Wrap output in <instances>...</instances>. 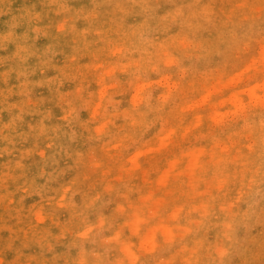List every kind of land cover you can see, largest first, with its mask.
<instances>
[{
    "label": "clouds",
    "instance_id": "clouds-1",
    "mask_svg": "<svg viewBox=\"0 0 264 264\" xmlns=\"http://www.w3.org/2000/svg\"><path fill=\"white\" fill-rule=\"evenodd\" d=\"M173 3L174 7L153 27L151 22L156 18L153 0H94V7L87 12H73L68 0H48L54 13L64 17L59 31L73 34L77 41L72 61L91 56L92 62L77 65L74 74L62 70L64 79L81 81L75 92L70 93L59 92L64 83L60 77L33 84L27 79L26 71L18 73V78H25L18 94L26 102L8 106L9 111L18 108L19 112L0 125V140L12 146L0 149V155H12L16 150L14 134L23 121L32 88L55 83L59 101L65 105L62 120L69 131L64 132L60 125L46 126L44 119L51 118L50 112L32 129L36 136L47 138L48 149H57L52 156L40 151L42 163L47 166L51 160L57 164L55 157L62 152L73 160L76 168L83 167L99 178L81 204L75 202L83 183L79 177L61 184L48 200L49 204L71 213L72 222L57 237L61 239L69 234L72 237L64 257L66 264H177L178 258L181 264H225L236 243L238 226L254 215L264 201V0H239L227 14L216 45L201 37L215 20L211 4L201 6V0H173ZM104 4L111 5V24L97 26ZM133 8H139L144 19L126 28L125 17ZM34 19L39 20L40 13ZM80 19L88 27L77 30L76 21ZM160 25L164 30L175 26L178 31L159 39L155 33ZM34 31L42 30L37 27ZM90 35L96 39L89 40ZM12 36L9 32L0 41ZM254 46H258L257 53L249 55ZM50 51L46 50L40 59L45 67L51 64ZM214 54L240 61L239 67L234 72L221 68L201 70L200 63ZM15 55L23 63L34 53L26 45L18 44ZM246 66L249 71L242 81L229 87L228 96L255 87L258 99L251 100L245 94L243 106L234 108L231 104L216 107L215 102L221 98L214 97L202 110L210 129V143L172 156L168 161L183 162L171 172L165 186H158L156 180L168 168L167 162L157 170L148 191L130 186L126 176L133 173L128 171L132 158L156 145L168 129L179 127L182 109L204 95L206 85L221 77L227 80ZM88 74L95 76L96 92L87 91ZM3 75L7 79L8 73ZM125 94L129 95L128 106L122 107L125 101L116 97ZM7 95H12L11 89ZM82 112L89 113L88 119L81 118ZM216 112L225 115L216 117ZM157 124L158 131L144 141L142 138ZM76 126L87 133V152H72L57 143L61 137H67L69 143L75 142ZM176 142L174 138L172 144ZM194 148H204L207 152L194 169H189L188 153ZM32 153L31 149L22 151L14 164L5 166L6 170L0 173V184L15 179L13 173L24 168L23 161ZM106 170H110V175L102 176ZM64 174L63 169L45 172L43 168L40 173L47 176L46 183L55 182ZM235 186H238L237 194L229 200ZM33 188L30 184L23 190L28 192ZM34 190L39 194L42 189ZM134 192L136 200L131 199ZM241 202L247 205L246 209L232 211ZM220 213L223 219L219 218ZM212 229L219 230L215 242L208 241L207 234ZM53 247L47 243L49 251ZM72 250L75 256L71 255ZM56 259L54 256L53 260Z\"/></svg>",
    "mask_w": 264,
    "mask_h": 264
},
{
    "label": "rangeland",
    "instance_id": "rangeland-1",
    "mask_svg": "<svg viewBox=\"0 0 264 264\" xmlns=\"http://www.w3.org/2000/svg\"><path fill=\"white\" fill-rule=\"evenodd\" d=\"M237 2L239 0H201V6L211 4L216 14L214 23L202 32L203 39L212 45L217 44L220 32L223 31V22ZM153 4L156 6V18L151 23L153 27H156L159 24V18L170 11L174 7V3L173 0H153ZM68 5L73 12H87L94 7V0H68ZM100 11L101 16L96 21V25L109 26L112 18L111 5L104 4ZM36 13H40L39 20L34 19ZM63 19V16H57L49 7L48 0H0V37L7 36L9 32L13 33L9 40L0 41V44L4 45L0 46V60H2L0 62V93H3L0 95V125L8 123L19 112L18 108L9 111V105H24L26 102V98L18 94L19 86L25 79L22 76L18 78L19 71H26L27 79L35 84V82L47 81L55 77L64 79L62 70L74 74L77 65L92 62L91 56H83L77 61H72L71 57L75 54L74 49L77 47V41L73 34L59 31V24ZM143 19L144 15L140 9L133 8L125 17V27H134ZM14 25L15 27H13ZM37 27L42 31L39 33L34 31ZM86 27L88 24L83 19L76 21L77 30ZM177 31L178 28L175 26L164 30L163 25H160V30L155 35L159 39H165ZM88 39L95 40L96 37L90 35ZM18 44L26 45L34 53L23 63L15 55ZM95 47L97 45H93V48ZM219 47L222 49L223 45H219ZM48 49H51L48 53L51 56V64L45 67L40 63V59ZM257 51L258 46H254L249 55H255ZM239 64L240 61L214 54L208 61H202L199 67L201 70L221 68L225 72H234ZM248 71L249 68L246 66L241 72L228 77L227 80L221 77L213 84L206 85L204 95L200 96L198 100L188 103L182 109L183 117L179 127L168 129L163 136L158 138L156 145H150L132 158L130 161L132 167L128 171L133 173L126 176L127 183L142 191H148L152 187V181L157 177V170L167 162L168 168L156 180L158 186H165L171 172L183 162L181 159L168 161L172 156L195 146L210 143V129L205 123L202 110L213 101L214 97L221 98L215 102L216 107H225L231 104L234 108L243 106L242 96L245 94L251 100L258 99L255 87L247 89L246 92L228 96L230 94L229 87H234L238 81H242ZM4 73H8L7 79H5ZM121 79L126 78L121 77ZM80 82L79 78L64 79L59 92H75L76 88L80 86ZM87 84L89 85L87 91L96 92L98 90L94 74H88ZM56 88L55 83L51 86L45 83L32 88L23 121L18 124L14 134L16 150L12 155H0V173H2L6 170L5 166H10V162L14 164L19 158L20 152L33 150L32 155L23 161L24 168L13 173L15 179L8 180L6 184H0V264H66L64 257L68 252V245L72 237L70 234L61 239H57V237H60L62 229L72 222L71 213L70 210L49 204L48 200L61 184L69 183L73 178L79 177L83 183L80 184V193L75 196V202L81 204L86 194H89L92 185L99 179L98 176L90 175L83 167L76 168L73 160L65 157L62 152L55 157L58 161L57 164H53L51 160L47 166L42 163L39 156L40 151H45L48 156H52L57 149H48L46 147L49 142L47 138L36 136L32 129L39 125L46 113L50 112L51 118L44 119V124L48 127L60 125L64 132L69 131L62 120L65 105L60 103ZM9 89L12 90V95H7ZM159 91L162 89L158 90L157 94ZM116 99L125 101L122 107L128 106V94L123 97L117 96ZM214 115L222 117L225 113L216 112ZM88 117V112L81 113L83 120ZM118 123L120 122L118 121ZM159 128L160 125L157 124L142 139L149 140ZM75 130L78 133L75 142L69 143L67 137H61L57 143L67 146L72 152H87V133L79 126H76ZM174 138H177V142L173 145ZM5 146L12 147L7 145L6 141L0 140V149ZM206 152L207 149L204 148L192 149L188 153V168L194 169ZM140 157L145 158L140 161ZM42 168L45 172H52L54 169L59 172L63 169L65 174L55 182L46 183L47 176L40 175ZM101 175H110V170H106ZM85 176L88 177L86 180ZM113 178L117 179L118 177ZM30 184L34 185V188L25 192L23 189ZM237 187L235 186L229 194V200L235 198ZM34 189L42 190L37 194ZM131 199H137L135 192ZM246 207L247 205L241 202L232 211L243 212ZM219 218L223 219V213H220ZM218 231V229H212L208 232L209 242L216 241ZM44 237L46 240L43 239ZM47 243L54 246L52 251L47 249ZM75 254V250H72L71 255L75 256ZM54 256L58 257L55 261L53 260ZM177 264H181L180 258H178ZM225 264H264V201L260 202L254 215L246 221H242L238 226L236 243L232 245Z\"/></svg>",
    "mask_w": 264,
    "mask_h": 264
}]
</instances>
